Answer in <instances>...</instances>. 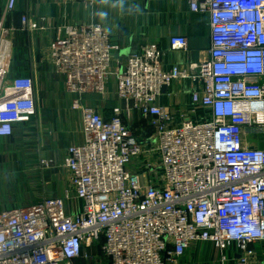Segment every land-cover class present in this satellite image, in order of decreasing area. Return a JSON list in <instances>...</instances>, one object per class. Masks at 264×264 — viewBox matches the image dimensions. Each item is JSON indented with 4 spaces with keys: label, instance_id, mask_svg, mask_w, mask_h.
<instances>
[{
    "label": "built area",
    "instance_id": "2783aa9c",
    "mask_svg": "<svg viewBox=\"0 0 264 264\" xmlns=\"http://www.w3.org/2000/svg\"><path fill=\"white\" fill-rule=\"evenodd\" d=\"M180 1L209 17L208 59L166 69L156 45L143 44L114 74L119 104L109 119L86 96H106L118 46L98 25L57 30L51 64L82 120L83 142L64 160L82 209L68 215L65 197H44L0 211V264H175L197 242L213 243L223 259L235 245L233 264H253L250 246L264 242V149L246 139L264 131V0ZM15 4H5L0 47L14 33L4 22ZM42 22L24 15L21 30L42 31ZM169 44L186 48L182 36ZM183 79L198 85L191 100L208 112L202 122H173L157 104ZM36 109L33 79L11 75L10 58L0 59V138Z\"/></svg>",
    "mask_w": 264,
    "mask_h": 264
},
{
    "label": "crops",
    "instance_id": "0c3cea01",
    "mask_svg": "<svg viewBox=\"0 0 264 264\" xmlns=\"http://www.w3.org/2000/svg\"><path fill=\"white\" fill-rule=\"evenodd\" d=\"M6 2L0 0V20ZM24 15L30 19L43 18V30L31 34L22 31L20 20ZM4 23L14 27L12 38L4 42L12 59L11 75L33 79L37 109L29 122L17 124L11 136L0 138V211L27 206L44 197H65L68 215L78 214L82 209L81 200L71 193L70 177L64 167L68 148L83 142L82 120L79 112L71 110L63 77L51 64L49 46L57 30L98 25L108 32L110 43L118 46L106 96H86L88 105L105 119L110 118L112 109L119 104L114 94V74L122 70L127 56L140 46L155 44L166 69L194 66L207 60L211 46L208 15L191 12L188 4L180 0H96L90 6L81 0H16L15 10ZM174 36L185 38L184 51L171 50L169 41ZM18 51H23V55H17ZM194 91H198V85L192 80H177L163 89L157 104L170 112L173 122H202L208 118V112L192 104ZM133 126L136 131L140 129L139 124ZM256 136L259 137L256 141L255 136H247V142L264 149V131ZM42 160L48 162L47 168L41 166ZM250 247L254 252L253 264H264V242ZM91 253L99 254L95 247ZM223 255L224 259L213 243L197 242L175 264H233L238 257L235 245ZM95 263L96 257L76 261V264Z\"/></svg>",
    "mask_w": 264,
    "mask_h": 264
},
{
    "label": "bare ground",
    "instance_id": "6f19581e",
    "mask_svg": "<svg viewBox=\"0 0 264 264\" xmlns=\"http://www.w3.org/2000/svg\"><path fill=\"white\" fill-rule=\"evenodd\" d=\"M9 51H10L9 48L5 43L0 47V59H1V61L5 62V60L9 58Z\"/></svg>",
    "mask_w": 264,
    "mask_h": 264
},
{
    "label": "rangeland",
    "instance_id": "374dc122",
    "mask_svg": "<svg viewBox=\"0 0 264 264\" xmlns=\"http://www.w3.org/2000/svg\"><path fill=\"white\" fill-rule=\"evenodd\" d=\"M14 52V51H13ZM16 52V51H15ZM20 53H21V55H23V51L21 52V51H18L17 52V55H20ZM12 60V59H11ZM11 60H10V63H11ZM14 61V60H13ZM11 66L13 67L14 66V63L12 62V64H11ZM10 71H11V69H10ZM53 87V86H52ZM51 87V88H52ZM145 122V121H144ZM136 134V133H135ZM136 135H138V134H136ZM259 137L258 136H255V137H253V140L254 141H256L257 139H258Z\"/></svg>",
    "mask_w": 264,
    "mask_h": 264
},
{
    "label": "trees",
    "instance_id": "16d2710c",
    "mask_svg": "<svg viewBox=\"0 0 264 264\" xmlns=\"http://www.w3.org/2000/svg\"><path fill=\"white\" fill-rule=\"evenodd\" d=\"M138 123H143V122H138ZM148 130V132H150V129H147Z\"/></svg>",
    "mask_w": 264,
    "mask_h": 264
}]
</instances>
